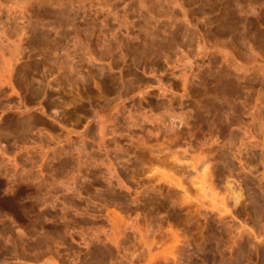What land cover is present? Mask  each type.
I'll use <instances>...</instances> for the list:
<instances>
[{"label":"rangeland","instance_id":"1","mask_svg":"<svg viewBox=\"0 0 264 264\" xmlns=\"http://www.w3.org/2000/svg\"><path fill=\"white\" fill-rule=\"evenodd\" d=\"M252 2L0 3V264H264Z\"/></svg>","mask_w":264,"mask_h":264},{"label":"bare ground","instance_id":"2","mask_svg":"<svg viewBox=\"0 0 264 264\" xmlns=\"http://www.w3.org/2000/svg\"><path fill=\"white\" fill-rule=\"evenodd\" d=\"M31 0H0V3H6V4H10V5H13V6H17V5H23V4H27V3H29ZM220 1H223L225 4H227V5H231V6H233V7H235L236 9H237V11H238V13H240V12H245L246 13V15L247 14H253V15H255L256 14V12H255V5H254V3L252 2V0H220ZM262 2H263V0H262ZM261 2V3H262ZM264 5V2L262 3V5L261 6H263ZM261 8V7H260ZM264 8V7H263ZM237 13V12H236ZM234 11H231L230 10V12L229 13H227L226 15H227V17L228 18H230L231 19V17H233V15H235L236 14ZM263 12H261V14H262ZM244 14V13H243ZM260 14V15H261ZM264 14V13H263ZM242 15V14H241ZM245 15V16H246ZM182 16H184V14L182 13ZM244 16V15H243ZM257 16H259V15H257ZM226 17V18H227ZM238 17H240V14H239V16ZM262 17V16H261ZM241 18V17H240ZM245 27V26H244ZM253 34V33H252ZM255 34V33H254ZM254 36H256V35H254ZM254 36H252L251 35V37L249 38H247V40L246 39H244V38H242L243 39V41L245 42V44L247 45V48H248V50H249V52L250 51H252L253 49H255V46H256V49H259V50H261L263 47H264V38H260V37H254ZM2 39V38H1ZM0 39V40H1ZM241 39V38H240ZM1 43H2V40H1ZM0 43V44H1ZM2 45V44H1ZM0 45V46H1ZM4 47V46H3ZM5 49H6V45H5V47H4ZM3 49V48H2ZM1 51V50H0ZM3 51V50H2ZM0 52L1 53V55H4V54H2L3 52ZM259 52H261V51H259ZM0 55V56H1ZM183 57V56H182ZM5 60V59H4ZM1 61V66H0V73L2 72V74H0V85L2 86V85H5V84H8L7 82H8V77H7V72H8V70H9V64H8V61L6 62V61ZM184 61H186L187 59H183ZM180 62V60H179V63L180 64H183V67H186V62ZM4 64H3V63ZM3 64V65H2ZM5 75H4V74ZM5 77H7V78H5ZM5 81H6V83H5ZM241 90H240V93H242L243 92V89L244 88H240ZM261 97H263V95L261 96ZM264 99V97L263 98H260V100H261V102L263 103L264 101H262ZM260 102V103H261ZM195 164V163H194ZM203 164V163H202ZM205 164V163H204ZM203 164V165H204ZM202 170H203V172H205L204 174H203V176H205V174H207L206 173V167H203L202 168ZM208 173H209V171H208ZM199 176V178H200V175H198ZM202 178V177H201ZM200 178V179H201ZM201 181V180H200ZM201 185H202V183H201ZM226 187V190H227V196L226 197H228V200H231V201H233L234 202V204L236 203V202H238L237 200H238V196H239V194H237L236 195V193L234 192H232V188L228 185V186H225ZM203 187L202 186H200V187H198V191H203V189H202ZM225 189V188H224ZM184 191H185V189H184ZM186 193H187V190L185 191ZM225 193V192H224ZM185 196V195H184ZM188 196V195H187ZM187 198V197H186ZM225 198V197H224ZM203 197H201L200 198V201H203ZM216 202V201H215ZM112 216V217H111ZM110 216V220L112 221V224L113 225H117L118 223H119V219H118V217L117 216H115V214L114 213H112V215ZM105 240L108 242V243H110V244H112V245H114L115 247L116 246H118V237H117V235L116 234H113V235H107V236H105Z\"/></svg>","mask_w":264,"mask_h":264}]
</instances>
